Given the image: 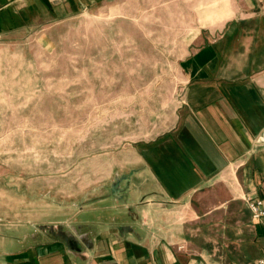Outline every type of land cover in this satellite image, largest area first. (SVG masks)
Instances as JSON below:
<instances>
[{
  "label": "crops",
  "instance_id": "0c3cea01",
  "mask_svg": "<svg viewBox=\"0 0 264 264\" xmlns=\"http://www.w3.org/2000/svg\"><path fill=\"white\" fill-rule=\"evenodd\" d=\"M77 1L0 0V33L31 25L21 17L38 4L66 20ZM236 1L229 18L187 45L175 127L123 148L79 201L43 199L34 181L9 187L0 176V264H254L264 256V223L247 206L264 197V0Z\"/></svg>",
  "mask_w": 264,
  "mask_h": 264
},
{
  "label": "rangeland",
  "instance_id": "374dc122",
  "mask_svg": "<svg viewBox=\"0 0 264 264\" xmlns=\"http://www.w3.org/2000/svg\"><path fill=\"white\" fill-rule=\"evenodd\" d=\"M237 4L78 0L63 21L41 4L23 14L31 25L0 33V176L79 201L123 148L175 127L188 43Z\"/></svg>",
  "mask_w": 264,
  "mask_h": 264
},
{
  "label": "built area",
  "instance_id": "2783aa9c",
  "mask_svg": "<svg viewBox=\"0 0 264 264\" xmlns=\"http://www.w3.org/2000/svg\"><path fill=\"white\" fill-rule=\"evenodd\" d=\"M262 190L264 192V183L262 185ZM247 206L251 212L252 218L264 223V197L255 201H248ZM254 264H264V256L258 259Z\"/></svg>",
  "mask_w": 264,
  "mask_h": 264
},
{
  "label": "water",
  "instance_id": "95a60500",
  "mask_svg": "<svg viewBox=\"0 0 264 264\" xmlns=\"http://www.w3.org/2000/svg\"><path fill=\"white\" fill-rule=\"evenodd\" d=\"M123 189H118V183L114 184L112 187H111V192L117 196L119 195L121 192H122Z\"/></svg>",
  "mask_w": 264,
  "mask_h": 264
}]
</instances>
